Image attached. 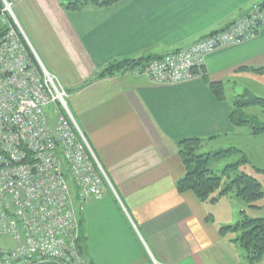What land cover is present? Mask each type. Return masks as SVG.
Returning <instances> with one entry per match:
<instances>
[{
  "label": "crops",
  "instance_id": "crops-1",
  "mask_svg": "<svg viewBox=\"0 0 264 264\" xmlns=\"http://www.w3.org/2000/svg\"><path fill=\"white\" fill-rule=\"evenodd\" d=\"M73 1L21 0L13 15L41 66L69 94L70 111L111 183L102 200L77 206L85 258L91 264H249L237 235L220 230L243 212L264 218L252 215L264 205L248 214L234 194L213 204L180 194L186 171L178 143L199 138L206 154L221 140L240 139L242 127L230 120L234 103L264 100V26L255 38L208 56L204 76L186 83L154 85L136 71L94 78L114 62L160 58L222 32L264 0H122L67 11ZM214 83L223 84L225 101L212 93ZM245 135L249 164L242 169L264 175V136ZM0 239L1 247H14L10 238Z\"/></svg>",
  "mask_w": 264,
  "mask_h": 264
},
{
  "label": "built area",
  "instance_id": "built-area-1",
  "mask_svg": "<svg viewBox=\"0 0 264 264\" xmlns=\"http://www.w3.org/2000/svg\"><path fill=\"white\" fill-rule=\"evenodd\" d=\"M1 1L4 22L21 0ZM12 20L37 64L11 27L0 41V238L14 248L0 247V264H91L80 245L77 206L102 200L111 183L70 112L66 89ZM262 26L264 6H257L226 30L136 72L159 86L201 78L208 56L255 38Z\"/></svg>",
  "mask_w": 264,
  "mask_h": 264
},
{
  "label": "trees",
  "instance_id": "trees-1",
  "mask_svg": "<svg viewBox=\"0 0 264 264\" xmlns=\"http://www.w3.org/2000/svg\"><path fill=\"white\" fill-rule=\"evenodd\" d=\"M120 1L122 0H74L67 4L65 8L67 11H82L89 5L97 8H109ZM260 6L263 7L264 3ZM3 9L4 5L0 0V13ZM11 27L17 30L27 47L30 58L37 64L35 57L24 41L20 31L8 14H6L4 22H0V41L5 37ZM155 59L160 58H142L139 60L114 62L96 75L94 79L114 77L129 71H141L150 61ZM256 72H262V70ZM210 88L218 101L226 100L223 84L214 83L210 85ZM253 106H259L264 109V100L256 97L238 99L234 103V108L231 113V123L235 127L250 126L254 136H264V126L253 124V121L243 115L244 108ZM202 144L203 141L199 138L185 139L178 143L179 157L186 171L185 176L177 183L179 193L185 194L191 192L201 202L212 204L218 202L223 197L234 194L236 198L249 205L250 208H259L258 202L264 199V190L261 183L254 176L242 171V168L249 164L248 158L242 155V158L238 162L227 165L220 172L213 169L212 164L222 161L238 151L229 149L204 154L201 153ZM220 231L223 235L225 233L237 235L234 242L244 250L249 264H261L263 262L264 218H250L243 212L242 219L239 222L233 226L221 228ZM80 241H82V237Z\"/></svg>",
  "mask_w": 264,
  "mask_h": 264
},
{
  "label": "rangeland",
  "instance_id": "rangeland-1",
  "mask_svg": "<svg viewBox=\"0 0 264 264\" xmlns=\"http://www.w3.org/2000/svg\"><path fill=\"white\" fill-rule=\"evenodd\" d=\"M13 9L14 8H12L11 12H9V16L12 19H14ZM68 106H69V101H68ZM243 115H245L248 119L253 121V124L258 125V126H264V109L263 108H261L259 106L246 107L243 109ZM249 130L252 132L250 126H244V127L240 128V131H239L240 139H237L236 137H232L229 140L224 139L223 141L221 140L220 143H218V144H222V145L220 146V148H217L216 151H226L229 149H234L235 151L237 150L238 152H235L234 154H232L231 156H229L228 158H226L222 161H219V162L212 164L213 169L221 172L225 169V167L227 165H229L231 163L233 164L235 162H238L242 158V155H245L248 158V156H247L248 153H246V151H248L246 148L247 136L245 134L247 132H249ZM242 171H244V172L246 171L247 174L254 176L261 183L263 190H264V175H259V174L254 173L253 170L250 169V167L244 168V169H242ZM219 202H222V201H219ZM219 204H221V203H219ZM240 204H242L243 207L245 209H247L248 214H250L249 205L244 204L242 202ZM260 204L264 205V199H262L258 202V205H260ZM263 210L264 209H261V211H262L261 213H256V214H252V215H254V216L257 215L258 217H264V211ZM0 243H2V239H0Z\"/></svg>",
  "mask_w": 264,
  "mask_h": 264
}]
</instances>
